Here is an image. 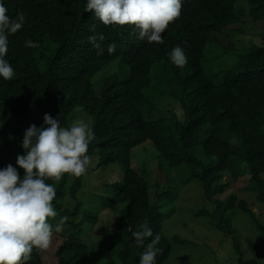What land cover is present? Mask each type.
<instances>
[{
	"label": "trees",
	"instance_id": "trees-1",
	"mask_svg": "<svg viewBox=\"0 0 264 264\" xmlns=\"http://www.w3.org/2000/svg\"><path fill=\"white\" fill-rule=\"evenodd\" d=\"M0 3L10 18L20 11L26 14L22 28L8 35L5 59L13 67V78L0 77V170L11 163L23 178L24 169L16 159L25 154L21 142L30 120V125L40 127L44 114L49 113L60 120L61 127L68 128L73 112L80 107L94 118V139L88 149L99 150L102 167L118 163L123 169L121 179L105 184L114 196L102 201V208L112 206L113 221L104 228V264H139L145 249L136 245L132 232L141 230L145 222L153 231L152 238L161 235L157 247L162 251L154 264H165L173 248L186 243L179 235L165 233L164 223L172 210L162 212L159 200L155 201L166 191L169 176L163 184L152 182L144 168L133 164L134 148L145 141L158 151L161 166L187 164L191 168V176L200 181L206 199L214 205L212 210L199 209L196 215L208 217L216 229L234 237L236 264L264 263V219L259 220L243 196L245 191L253 192L256 202L264 206V45L251 46L233 68L207 73L203 67L207 45L217 41L226 27L249 16L262 20L264 28V0H181V14L161 34V44L138 39L134 25H104L84 11L87 0ZM99 34L105 36L103 55L88 40ZM28 39L38 41L39 47H25ZM109 44L116 45L114 54L108 53ZM177 46L187 59L183 68L168 55ZM115 60L127 65L128 78L105 71ZM158 88L171 96L182 92L181 115L144 117L141 106L149 102L148 92ZM202 156L214 159L205 162ZM244 173L249 182L241 186ZM84 176L75 177L70 186L67 174L60 181L45 180L56 190L52 202L56 222H49L53 225L50 246L54 243L56 250L54 258L46 260V251L34 248L25 264H86L91 248L74 230L76 216L83 211L81 223H96L99 214L88 215L84 198L78 197ZM225 176H229L227 181ZM231 185L236 191L219 199ZM67 195L74 198L70 205L64 204ZM120 203L121 214L114 220V206ZM236 208L255 222V240L249 241L254 256L247 260L229 212ZM63 216L69 220L64 231L56 233L55 224ZM181 260L192 264L188 255Z\"/></svg>",
	"mask_w": 264,
	"mask_h": 264
},
{
	"label": "rangeland",
	"instance_id": "rangeland-1",
	"mask_svg": "<svg viewBox=\"0 0 264 264\" xmlns=\"http://www.w3.org/2000/svg\"><path fill=\"white\" fill-rule=\"evenodd\" d=\"M261 22L262 20H254L252 17L247 16L226 27L217 41L210 42L207 45L206 56L203 60L204 70L207 73H214L233 68L251 46H263L264 28L261 26ZM106 70L112 75L117 73L116 75L121 79H126L129 76L127 65L119 60L111 62L105 68ZM166 91L164 88H158L148 92L150 100L141 106L144 117H170L172 113L181 115L184 112L180 98L182 92L178 93L179 96L176 94L171 96L165 93ZM76 121H83L94 130V118L85 114L80 107H77L73 112L70 125ZM30 123L31 120L23 130V134L30 127ZM87 155L90 158V164L87 166L84 184L78 192V197L84 198L82 201L85 203L84 209L88 215H99L96 223H81L84 216V212L81 211L76 216L77 225L74 230L79 238L87 240L90 245L91 251L86 264H104L107 261L105 257L107 250L104 228L111 227L113 221L109 214L112 206L102 208V201H109L114 196L105 184L121 179L123 169L118 163L102 167L99 150L92 151L88 149ZM202 157L205 162L214 159L206 156ZM160 160L162 159L158 151L150 141L139 144L133 150V164L144 168L150 181H160L163 184L166 176H169L166 191L159 195L156 200L152 197V201L159 200L161 211L164 213L172 210L164 223L165 233L169 237L179 235L181 239L186 240V243L180 247H174L165 264H183L181 260L183 255H188L192 264H236L238 254L233 246L234 237L216 229L208 217L196 215L199 209L212 210L214 205L206 199L200 181L191 176V168L187 164L175 167L161 166L159 162L162 163V161ZM67 177L68 186H70L75 177L69 174H67ZM228 178L229 176H225L224 181H227ZM248 178L247 174L244 173L241 178V186H244V181L249 182ZM161 183L160 186L163 191L164 187ZM156 190L160 189L157 188ZM233 191H236V188L231 185L224 194L220 195L219 199L224 200ZM153 196L155 197L156 194H153ZM243 196L246 201L252 204L259 220L264 219V206L256 202V194L245 191ZM73 201L74 198L67 195L64 204L70 205ZM252 201H255V203ZM122 206V203L114 206V220L121 214ZM229 212L233 217L234 226L237 228L235 238L244 252V259H250L254 256L249 241L250 239L255 240V222L250 215L239 208L230 209ZM48 222L54 224L56 218L49 217ZM55 250L56 246L53 243L46 251L44 258L46 260L54 258ZM115 252H117V248ZM116 255L117 253L114 255L115 260L119 262Z\"/></svg>",
	"mask_w": 264,
	"mask_h": 264
},
{
	"label": "clouds",
	"instance_id": "clouds-1",
	"mask_svg": "<svg viewBox=\"0 0 264 264\" xmlns=\"http://www.w3.org/2000/svg\"><path fill=\"white\" fill-rule=\"evenodd\" d=\"M85 12L93 13L104 25H134L138 39L148 43H163L162 33L181 14V0H87ZM8 9L0 3V77L10 81L14 70L5 59L8 53V35L15 34L26 22V14L20 11L10 18ZM98 55L104 54L101 42L103 34L88 37ZM25 47L37 48L39 42L26 40ZM108 53L116 52V45L107 46ZM170 60L183 68L187 59L183 49L174 47L168 53ZM94 133L83 121H76L70 127H61L60 120L45 113L43 124H31L25 130L22 143L25 154H18L16 163L24 169L21 178L11 163L0 170V264H25L31 259L33 249L47 251L51 245L53 225L48 218H55L53 208L55 187L46 179L60 181L65 174L80 177L87 171L90 158L88 145ZM68 216L55 224V232L64 231ZM141 230L133 231L137 246H144L139 264H154L162 251L157 245L161 235L153 237V231L145 222ZM152 238L145 245V241Z\"/></svg>",
	"mask_w": 264,
	"mask_h": 264
}]
</instances>
